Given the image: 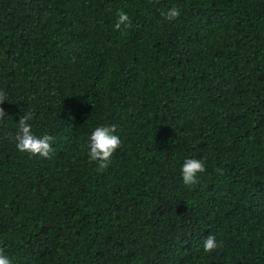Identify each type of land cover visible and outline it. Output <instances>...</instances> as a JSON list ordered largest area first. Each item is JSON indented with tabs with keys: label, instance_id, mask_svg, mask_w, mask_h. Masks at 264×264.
Returning <instances> with one entry per match:
<instances>
[{
	"label": "trees",
	"instance_id": "trees-1",
	"mask_svg": "<svg viewBox=\"0 0 264 264\" xmlns=\"http://www.w3.org/2000/svg\"><path fill=\"white\" fill-rule=\"evenodd\" d=\"M0 91L12 264H264V0H0ZM23 115L47 158L17 151ZM111 125L99 172L89 136Z\"/></svg>",
	"mask_w": 264,
	"mask_h": 264
},
{
	"label": "clouds",
	"instance_id": "clouds-1",
	"mask_svg": "<svg viewBox=\"0 0 264 264\" xmlns=\"http://www.w3.org/2000/svg\"><path fill=\"white\" fill-rule=\"evenodd\" d=\"M179 9L173 7L165 13V18L169 21L179 17ZM117 20L114 25V30H127L131 27L132 21L125 11H118L116 13ZM7 99L6 93L0 91V105ZM5 117V112L0 107V120ZM32 119L31 115H23L19 119L18 133L15 136L16 149L21 153H28L32 156L39 155L47 158L52 152L51 142L53 137L50 135L36 136L33 133L32 126L28 123ZM116 133V126H99L96 127L89 136L88 155L90 161L96 162L97 171L103 172L111 164V158L115 151L121 147V139ZM205 161L203 159L188 158L185 159L181 167L182 181L185 185H194L198 174L205 171ZM221 245L218 243L216 236L209 234L203 241V251L210 253L215 251ZM0 264H12L11 259L4 254L0 249Z\"/></svg>",
	"mask_w": 264,
	"mask_h": 264
}]
</instances>
